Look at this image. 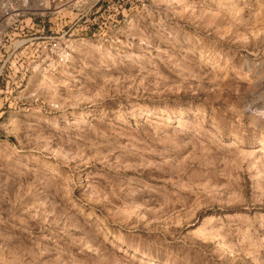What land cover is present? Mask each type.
<instances>
[{
	"label": "rangeland",
	"instance_id": "obj_1",
	"mask_svg": "<svg viewBox=\"0 0 264 264\" xmlns=\"http://www.w3.org/2000/svg\"><path fill=\"white\" fill-rule=\"evenodd\" d=\"M0 264H264V0H0Z\"/></svg>",
	"mask_w": 264,
	"mask_h": 264
},
{
	"label": "built area",
	"instance_id": "obj_2",
	"mask_svg": "<svg viewBox=\"0 0 264 264\" xmlns=\"http://www.w3.org/2000/svg\"><path fill=\"white\" fill-rule=\"evenodd\" d=\"M25 18H27V17H25V16H23V15H21V14H16V15H14V17H13V21H12V23H15V22L17 23V22H19V23L22 24V26H25V25H27L26 22H28V19H25ZM10 25H11V23L9 24L8 27H10Z\"/></svg>",
	"mask_w": 264,
	"mask_h": 264
}]
</instances>
